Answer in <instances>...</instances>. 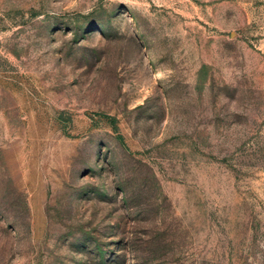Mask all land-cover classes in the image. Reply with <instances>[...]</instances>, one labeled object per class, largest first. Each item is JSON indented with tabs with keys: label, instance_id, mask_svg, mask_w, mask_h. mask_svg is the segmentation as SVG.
<instances>
[{
	"label": "rangeland",
	"instance_id": "rangeland-1",
	"mask_svg": "<svg viewBox=\"0 0 264 264\" xmlns=\"http://www.w3.org/2000/svg\"><path fill=\"white\" fill-rule=\"evenodd\" d=\"M0 264H264V0H0Z\"/></svg>",
	"mask_w": 264,
	"mask_h": 264
}]
</instances>
